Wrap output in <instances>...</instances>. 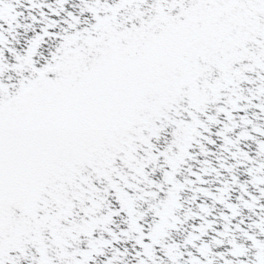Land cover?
Masks as SVG:
<instances>
[{
    "label": "snow or ice",
    "instance_id": "1",
    "mask_svg": "<svg viewBox=\"0 0 264 264\" xmlns=\"http://www.w3.org/2000/svg\"><path fill=\"white\" fill-rule=\"evenodd\" d=\"M0 264H264V0H0Z\"/></svg>",
    "mask_w": 264,
    "mask_h": 264
}]
</instances>
